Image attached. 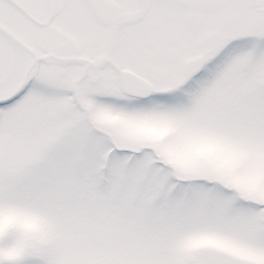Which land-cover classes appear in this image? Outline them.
Wrapping results in <instances>:
<instances>
[{
    "label": "snow or ice",
    "instance_id": "snow-or-ice-1",
    "mask_svg": "<svg viewBox=\"0 0 264 264\" xmlns=\"http://www.w3.org/2000/svg\"><path fill=\"white\" fill-rule=\"evenodd\" d=\"M0 264H264V0H0Z\"/></svg>",
    "mask_w": 264,
    "mask_h": 264
}]
</instances>
